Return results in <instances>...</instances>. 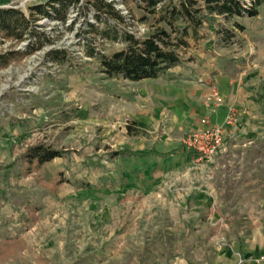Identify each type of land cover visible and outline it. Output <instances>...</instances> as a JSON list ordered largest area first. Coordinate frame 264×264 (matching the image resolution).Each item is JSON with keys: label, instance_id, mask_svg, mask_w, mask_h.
<instances>
[{"label": "rangeland", "instance_id": "1", "mask_svg": "<svg viewBox=\"0 0 264 264\" xmlns=\"http://www.w3.org/2000/svg\"><path fill=\"white\" fill-rule=\"evenodd\" d=\"M47 1L0 0V9L27 13ZM107 1L126 18L122 31L143 37L155 29L157 17L134 3L124 14L121 0ZM85 13L70 12L71 31L40 20L54 45L0 69V242H19L0 264H217L245 236L264 234V85L250 110H235L238 122L217 155L200 160L187 139L204 126L166 91L177 74L108 78L84 53L85 23H95ZM259 13L215 26L227 32L237 23L254 38L264 6ZM25 45L0 44V53ZM123 48L106 42L104 54ZM51 50H66L65 64L52 63ZM38 143L64 155L25 175L24 156ZM121 151L144 156H112ZM29 206L39 209L36 223Z\"/></svg>", "mask_w": 264, "mask_h": 264}, {"label": "trees", "instance_id": "2", "mask_svg": "<svg viewBox=\"0 0 264 264\" xmlns=\"http://www.w3.org/2000/svg\"><path fill=\"white\" fill-rule=\"evenodd\" d=\"M121 2L128 13L131 11V3H134L137 8L145 11L147 16L157 17L155 29L143 37L137 36L135 32L122 31L119 25L126 26V18L107 0H48L30 7L27 13L14 8L0 9V44L8 42L15 46L26 44L23 50H15V47H12L0 53V69H6L14 62L54 45L49 33L40 31L41 28L38 26L40 20L47 19L52 23H59L71 31L74 28L73 23L67 25L70 12L82 9L86 15L92 10L95 19V23L86 21L84 26L83 35L86 42L84 53L87 58L99 61L105 76L130 82L154 80L180 64V52L187 46L185 39L189 35V29L196 33L205 23L211 26L216 24L218 17H223L226 21L242 17L255 18L259 16L260 8L264 6V0H121ZM177 23H183L184 28L177 27ZM160 24H165L168 29L158 27ZM235 27L244 30L237 23ZM106 42L120 43L124 48L107 56L104 54ZM48 56L52 63L63 65L69 53L66 50H51ZM63 155L64 151L45 143L30 147L24 156L27 169L25 175H31L33 170L43 168ZM138 155L143 154L121 151L115 152L112 156L116 158ZM56 182L59 186V181ZM26 210L29 219L33 223L38 222L36 215L39 209L29 206ZM18 244L17 240L0 242V253L8 252Z\"/></svg>", "mask_w": 264, "mask_h": 264}, {"label": "crops", "instance_id": "3", "mask_svg": "<svg viewBox=\"0 0 264 264\" xmlns=\"http://www.w3.org/2000/svg\"><path fill=\"white\" fill-rule=\"evenodd\" d=\"M222 21L230 22L218 17L216 24L209 27L205 23L196 33L189 29L185 39L187 46L180 52V64L167 71L176 73L178 78L166 90L167 94L181 96L182 101L175 102V105L177 109H187L186 116L194 114L198 123L208 117L211 124L220 126L224 124L230 109L250 110L255 94L260 93L264 85V27L252 38L248 28L238 33L235 23L232 27H226L229 33L217 29L215 25H221ZM205 32L208 35H204ZM201 43L205 44L204 50H200ZM213 87L218 90L222 103L212 113L205 106V97ZM198 123L194 125V130L201 127ZM262 255L264 234L257 231L245 236L242 248L231 246L230 250L219 254L217 264H240L244 262L243 259L246 261L243 264H261L259 258ZM249 259L257 261L250 262Z\"/></svg>", "mask_w": 264, "mask_h": 264}, {"label": "built area", "instance_id": "4", "mask_svg": "<svg viewBox=\"0 0 264 264\" xmlns=\"http://www.w3.org/2000/svg\"><path fill=\"white\" fill-rule=\"evenodd\" d=\"M123 13L127 14L128 12L125 10ZM221 103L222 98L218 90L213 87L210 93L205 97V106L213 113L214 108ZM237 122L238 116L234 109H230L223 126L213 125L210 122V118L205 117L200 121L201 125L204 127L188 136L187 141L191 143L194 150H196L200 160H210L215 157L223 147L225 129L234 126ZM261 262L264 264V257L261 259Z\"/></svg>", "mask_w": 264, "mask_h": 264}]
</instances>
